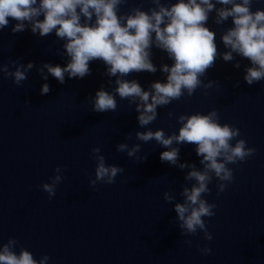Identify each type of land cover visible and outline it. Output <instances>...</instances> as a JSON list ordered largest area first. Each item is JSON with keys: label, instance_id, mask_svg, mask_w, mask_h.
<instances>
[{"label": "water", "instance_id": "1", "mask_svg": "<svg viewBox=\"0 0 264 264\" xmlns=\"http://www.w3.org/2000/svg\"><path fill=\"white\" fill-rule=\"evenodd\" d=\"M134 7L146 11L155 5L151 0H127L120 14ZM257 8L264 10V0H254L252 10ZM215 15L209 14L206 27L215 32L217 50L223 53L228 49L221 36L233 26L232 18L217 25ZM8 19V26L0 29V64H9L12 71L10 61L32 62L34 67L20 86L0 73V246L15 239L17 254L24 248L37 261L48 256L47 264H264V80L251 86L245 82L250 61L233 54L235 59L225 62L218 55L201 77L204 83H217L158 107V118L147 126L153 131L163 129L166 135L178 134L179 115L216 109L219 122L238 128L237 139L256 150L245 161L228 165L233 181L224 192L217 193L216 179L209 185L211 192L205 199L216 207L213 217L204 218L213 236L206 241L199 230L195 235L180 234L174 205L183 202V186H191L192 182L184 180L189 169L162 162L160 154L168 149L154 140H136L135 133L147 129L139 126L135 105L129 106L116 95V112L92 110L91 100L98 90L111 93L116 87L117 77L106 75L104 62L91 61V74L82 79L65 74L61 84L48 74L45 81L37 69L45 63L66 66L70 59L63 48L66 41L57 38L55 31L41 37L30 27L13 33L17 21ZM151 52L155 73L132 72L125 77L138 81L146 91L151 83L166 81L159 69L173 63L155 46ZM236 62L239 68L234 67ZM44 83L51 89L46 95L40 91ZM120 143L130 147L140 143L137 155H147V159L138 162L117 152ZM95 147L101 148L106 164L124 169L112 184L89 183L95 179ZM178 147L180 163L202 167L195 144ZM58 166L63 179L49 199L41 185L51 183ZM165 191L175 195L172 203L165 202ZM189 239L191 246L184 244ZM197 244L208 245L212 253L201 254Z\"/></svg>", "mask_w": 264, "mask_h": 264}, {"label": "clouds", "instance_id": "2", "mask_svg": "<svg viewBox=\"0 0 264 264\" xmlns=\"http://www.w3.org/2000/svg\"><path fill=\"white\" fill-rule=\"evenodd\" d=\"M126 2L127 0H0V29L6 28L8 18H11L17 21L11 29L13 33L30 27L34 34L38 32L41 37L55 31L57 38L66 41L63 48L70 58L66 66L45 63L37 69L45 81L48 74L61 84L65 83V74L68 78L82 79L91 74V61L104 62L106 75L117 77L116 87L111 93L103 88L98 90L91 100L92 110L100 113L116 112V95L127 100L129 106L135 105V111L139 114L138 124L147 129L137 131L136 140L143 143L154 140L168 149L160 154L162 162L181 170L189 169L184 180L192 182L191 186H183L180 192L183 202L174 205L180 234L195 235L199 230L204 233L206 241H211L213 236L208 231L204 218L215 215L216 205L205 199L211 192L209 185L216 179L219 181L217 193L224 192L227 184L233 181V170L228 165L245 161L256 150L247 147L244 139H237L240 136L238 128L219 122L216 109L207 114L179 115L178 134L173 132L166 135L163 129L153 131L147 126L158 118V107H166L185 94L191 97L201 86L208 89L216 84L215 81L204 83L201 77L214 66L218 55L225 62L233 61V54L250 61L251 66H246L244 75L248 85L264 80V10L257 8L253 11L254 0H176L171 4L151 0L155 7L146 11L134 7L129 12L120 14V7ZM212 12L216 14L214 22L217 25L232 18L233 26L221 36L228 49L223 53L217 50L215 32L206 27ZM41 15L42 20L39 19ZM153 46L166 52L173 63L171 66L161 65L159 69L166 74V81H155L146 91L138 81L127 80L125 77L132 72L157 71L151 58ZM10 64L14 66V71L10 70L9 64H0V73L3 78L12 77L17 86L28 79L27 74L34 67L32 62L24 65L10 61ZM234 67L239 68L240 63L236 62ZM40 91L42 95L48 94L51 91L49 84L44 83ZM172 115V112L168 113L169 117ZM131 136L129 133L127 138L130 139ZM182 144L196 145V155L201 158L199 162L202 167L197 168L195 163L179 162L178 146ZM141 150L140 143L131 147L128 143L117 145V152H124L130 158L135 157L138 162L147 159V155H137ZM92 153L97 164L95 179L89 181L90 185L95 186L98 181L112 184L117 175L124 172L117 165L106 164L100 147L93 148ZM61 172L62 168L58 166L51 183L41 185L49 199L56 195V187L63 179ZM163 198L166 203H172L176 199L172 191H165ZM17 244V240L9 239L0 246V264H47L48 256L37 261L24 248L17 254L14 250ZM184 244L191 246L192 241L185 240ZM197 248L203 255L212 253L208 245L200 247L197 244Z\"/></svg>", "mask_w": 264, "mask_h": 264}]
</instances>
